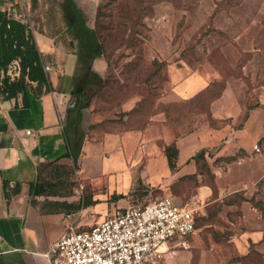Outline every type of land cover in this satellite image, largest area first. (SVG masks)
<instances>
[{"label":"crops","instance_id":"obj_1","mask_svg":"<svg viewBox=\"0 0 264 264\" xmlns=\"http://www.w3.org/2000/svg\"><path fill=\"white\" fill-rule=\"evenodd\" d=\"M7 1L0 0V80L9 64L1 66V27ZM17 1L26 11L47 80L26 81L24 89L15 94L0 90V264H49L47 253L67 223L87 228L118 208L145 201L153 187L161 185L166 190L163 186L168 178L193 171L192 157L202 149L226 143L232 151L245 154L247 161L255 148H261L258 157L264 160V97L239 124V115L245 111L237 104L232 119L219 127L202 123L178 137L168 122L159 126L151 121L143 128H127L117 117L119 111L97 109L96 95L80 110L77 125L68 123L69 110L91 96L90 83L105 78L107 64L103 57L89 60L79 54L67 24L71 14L65 8L69 9L72 1L90 22L99 0ZM87 63L97 78H91L80 96ZM44 66L49 69L45 71ZM201 83L177 91L188 95ZM218 107L215 102L213 118L223 120L225 106ZM74 128L83 134V141L73 176L55 181L51 174L56 166L72 162L65 154L67 137L73 140L76 135ZM160 137L162 147L158 145ZM171 143L178 149L175 171L169 168L164 153V146ZM243 211L247 229L240 251L247 264L246 255L251 252L258 251L264 258V230L259 233L255 229L252 204H245Z\"/></svg>","mask_w":264,"mask_h":264},{"label":"rangeland","instance_id":"obj_2","mask_svg":"<svg viewBox=\"0 0 264 264\" xmlns=\"http://www.w3.org/2000/svg\"><path fill=\"white\" fill-rule=\"evenodd\" d=\"M88 23L98 32L107 64L100 87L95 79L90 83L96 107L119 111L127 128L168 122L174 137L183 136L202 123L219 127L232 119L237 104L245 111L239 124L264 97V0H99ZM200 81L188 95L177 91ZM215 102L225 106L223 120L213 118ZM260 150L245 161L226 143L205 149L193 157L191 173L168 178L166 190L153 187L138 202L205 200L187 248L170 249L166 264H244L245 204L256 210L257 232L264 230ZM74 168L61 164L51 177L61 180ZM249 260L264 264L258 251Z\"/></svg>","mask_w":264,"mask_h":264},{"label":"built area","instance_id":"obj_3","mask_svg":"<svg viewBox=\"0 0 264 264\" xmlns=\"http://www.w3.org/2000/svg\"><path fill=\"white\" fill-rule=\"evenodd\" d=\"M3 13L7 20L28 23L17 0L7 1ZM19 75L17 58L7 65L5 76L14 80ZM205 206L200 196L185 202L165 196L118 208L87 228L69 222L47 253L49 264H166L170 249L187 248L186 238L196 232Z\"/></svg>","mask_w":264,"mask_h":264},{"label":"trees","instance_id":"obj_4","mask_svg":"<svg viewBox=\"0 0 264 264\" xmlns=\"http://www.w3.org/2000/svg\"><path fill=\"white\" fill-rule=\"evenodd\" d=\"M65 11H68L71 14L70 18L67 16V24L71 30L74 40L77 42L79 54L89 60H93L95 57H103V48L98 37L97 30L87 22L86 18L72 1L70 2L69 9L66 10L65 8ZM28 28L29 26L27 22L22 23L15 20H7L4 15L2 17L1 29L4 35V60L1 66H6L12 60L17 58L20 63V75L18 78L9 80L8 77L4 76L0 80V90L3 92L15 94L17 91L24 89L26 81L45 82L47 80L43 71L41 56L32 40V35ZM86 75L87 79L83 85V92L80 93V96L84 94V90L89 85L91 78H97V75L91 69L90 63H87ZM96 81L100 87L103 79L98 78ZM91 96L88 95L86 100L79 101L77 108L69 110L68 123L71 122L77 125L80 117V110L89 105ZM74 131L76 135L73 140L67 137L68 150L65 156H70L72 163L76 166V161L81 152L83 134L80 133L77 128H74ZM203 150L205 149H202L197 153ZM164 153L167 158L169 168L171 171H175L178 159V149L176 144L171 143L170 145L164 146ZM196 154L193 157H195ZM254 254L255 253L251 252L246 256L249 257ZM248 263L253 264L250 260Z\"/></svg>","mask_w":264,"mask_h":264}]
</instances>
